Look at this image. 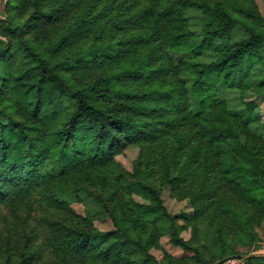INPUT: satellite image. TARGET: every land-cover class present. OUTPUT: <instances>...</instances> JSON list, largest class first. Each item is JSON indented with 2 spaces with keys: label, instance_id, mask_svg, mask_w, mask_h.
Wrapping results in <instances>:
<instances>
[{
  "label": "trees",
  "instance_id": "trees-1",
  "mask_svg": "<svg viewBox=\"0 0 264 264\" xmlns=\"http://www.w3.org/2000/svg\"><path fill=\"white\" fill-rule=\"evenodd\" d=\"M6 12L0 264H218L254 240L264 124L244 96L264 95L255 0H7ZM128 147L139 148L132 170L117 159ZM165 187L193 214L171 213ZM166 235L192 254L159 260Z\"/></svg>",
  "mask_w": 264,
  "mask_h": 264
},
{
  "label": "rangeland",
  "instance_id": "rangeland-1",
  "mask_svg": "<svg viewBox=\"0 0 264 264\" xmlns=\"http://www.w3.org/2000/svg\"><path fill=\"white\" fill-rule=\"evenodd\" d=\"M256 5L264 16V0H255ZM7 0H0V18H5L7 16ZM22 56L20 55L19 62L17 65V72L21 73L27 67L24 63H22ZM244 99L253 102L255 105V111L257 112L261 123L264 124V95H259L254 92H247L244 96ZM139 148L137 147H128L123 153L117 156V159L123 164V166L132 170L134 166V162L138 158ZM136 198L141 202H148L140 195H136ZM163 201L168 210L173 214H181V213H189L193 214L194 208L189 201V199L178 200L172 195L171 188L165 187L163 189ZM73 208L76 212L80 214H84L86 211V205L79 202H72ZM95 225L102 232L109 231L113 228L112 222L110 220L102 219L96 220ZM192 228L187 227L182 235L189 239L192 236ZM254 240L249 241L246 244L238 245L235 247L234 256H227L218 264H244L246 256L254 254V255H264V220L256 226V231L254 234ZM160 248L153 249L152 252L159 259L163 260L164 254L167 252L173 256L180 257L187 254H192L191 252H187L179 246L174 245L170 237L168 235L163 236L160 241Z\"/></svg>",
  "mask_w": 264,
  "mask_h": 264
}]
</instances>
